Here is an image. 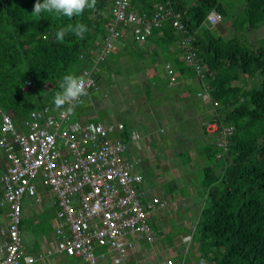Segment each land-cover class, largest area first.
Here are the masks:
<instances>
[{
	"label": "trees",
	"instance_id": "16d2710c",
	"mask_svg": "<svg viewBox=\"0 0 264 264\" xmlns=\"http://www.w3.org/2000/svg\"><path fill=\"white\" fill-rule=\"evenodd\" d=\"M112 1L97 0L94 9L86 8L80 16L69 19L47 12L34 16L37 0H0V120L1 112H5L19 127L31 109L55 106L53 100L62 77L69 73L83 75V69L92 65L95 41L105 34L112 16ZM160 1L131 0V4L150 14ZM242 1V11L232 19V35L228 38L217 34L206 20L213 9L221 19L226 16L222 0H170L182 13L184 33L166 21L153 28L148 37L159 42L162 52L170 54L169 48L174 47V55H168L171 63L165 62L174 73L195 75L196 69L184 60L179 43L182 36H191L193 50L205 68L199 77H206L209 96L219 103L215 107L211 104L215 110L207 122L217 121L220 128L233 129L227 137L228 149L223 152L216 136L206 133L207 122L203 126L211 142L202 149L206 157L219 162L203 167L198 199L192 201L198 210V257L209 264H264V36L250 46L244 36L246 31L264 25V0ZM70 23L87 26L84 38L68 33L63 42H58L56 32ZM148 38H134L133 42L142 44ZM143 48L129 51L124 46L113 47L93 76L104 72L109 80L112 73L122 74L127 62L143 57ZM121 53L129 56L128 60L120 57ZM143 63L149 74L153 67ZM156 69L154 75L146 74V79L159 82ZM145 88L148 93L146 83ZM197 91L189 89L185 105L188 110L196 108V113L203 108L197 104L202 91ZM118 136L125 140L128 132L124 130Z\"/></svg>",
	"mask_w": 264,
	"mask_h": 264
},
{
	"label": "built area",
	"instance_id": "2783aa9c",
	"mask_svg": "<svg viewBox=\"0 0 264 264\" xmlns=\"http://www.w3.org/2000/svg\"><path fill=\"white\" fill-rule=\"evenodd\" d=\"M110 13L105 34L95 41L92 65L82 71L86 91L97 87L93 73L99 71V62L115 47L113 41L126 33L144 41L153 28L166 21L179 32L185 31L182 13L170 0L160 1L150 14L135 9L131 0H113ZM206 20L216 25L221 15L213 9ZM179 43L184 60L192 63L201 76L205 68L193 50L191 36H182ZM165 68L169 80H175L169 63H165ZM199 95L214 107L219 104L209 96L206 87ZM78 102H74V108ZM69 107L72 106L56 109L47 104L31 109L22 121L23 130L17 128L9 114L1 112L0 148L7 166L0 175V205L8 207V222L6 227H0V264H36L44 260L45 252L73 257L76 261L72 264H103L112 252V264H124L133 247L127 233L149 242L155 238L149 218L153 210L164 207L166 202L158 196L145 200L146 191L141 187L142 175L136 170L135 160L125 157V142L113 137L122 125L81 122L74 117V108L67 111ZM205 131L216 136L223 152L228 149L231 126L220 128L217 121H209ZM39 185L49 188L56 204L54 242L48 251L29 253L21 236L23 199L30 196L39 202ZM159 264H174V260L165 257Z\"/></svg>",
	"mask_w": 264,
	"mask_h": 264
},
{
	"label": "crops",
	"instance_id": "0c3cea01",
	"mask_svg": "<svg viewBox=\"0 0 264 264\" xmlns=\"http://www.w3.org/2000/svg\"><path fill=\"white\" fill-rule=\"evenodd\" d=\"M241 4H239V8L242 6ZM221 21L222 20H220L218 22L220 24L216 25V27L214 28L215 32L217 34H222L226 37H230L231 26L229 29L226 25L223 27L221 25ZM133 39V35L128 32L122 39L117 41L118 45L115 47L118 49H122L124 46L129 51H138L140 47H144L143 50L145 52L143 53V57H141L140 60L132 58V60L134 61L127 62L121 68L123 70L122 74L112 73L111 75H109V80H106V78L104 77V72H102V74L98 73L96 76L97 87L87 90L86 97L83 96L81 98L85 101L87 100L86 105L84 107L77 105L74 117L81 122L90 120L121 124L122 129L115 131L113 133V137L119 138L120 140L125 142V144L127 145L125 157L129 160H135L136 170L142 175L141 187L146 191L145 200L150 199L152 196H158L166 202L164 207L156 208L155 210H153L149 218V224L155 235L153 242H149L144 238H141L139 236L135 237L134 235L127 233L126 238L127 240H133V247L129 249L127 258L123 260L124 264H159V262L165 257H171L174 260V264H204L203 259L198 257L197 247L199 242L193 241L192 237H190V235L186 231L191 227L192 219L187 215L185 216V208L188 209L189 207H194L192 205V201L188 200V196H186L185 194L178 195L176 193L173 195V191L169 190L168 192H164L163 190L164 183H168L169 186L173 188L172 179H176L179 176L180 169L185 170V177L189 179L188 180L185 178V182H189L192 177H194L196 170L194 166H190L189 169H187L190 163L186 164L185 166V163H183L179 159L181 158L179 154L180 148L176 147L175 143L173 144L174 135H177V133L173 131L172 133L168 134V137H164L160 134V131L162 130L160 126L161 124H167L181 125L182 127V125L185 123V115H194L195 118L197 117V119L193 122L195 123L194 127L197 128L196 125H198L199 130H197V132H199V138L202 141L207 138L205 132L203 131V126L210 119V117H212L215 108L212 107L211 101L204 100L202 97V99L198 97L197 104L203 108H199L197 113L196 108H192L190 111H185V105L186 102H188L187 94L189 93V89L193 88L192 83L195 81L199 82V86L194 88H197L198 91H204L205 82L202 81L197 72L195 75H190V73L185 75L176 72L177 74L175 73V80L170 81L167 72L164 69V64L165 62L171 63V60L168 59V55H174V47L172 49L169 48L172 52L168 54L161 51L158 45L159 42H155L153 38H148V40L146 42H143L142 44L133 42ZM178 47L180 48L179 45ZM134 54L135 53H133V55ZM128 58L129 56H127V60ZM135 62L138 63L136 64ZM143 62H147L148 65H151V68L153 67V70L150 71L149 74L148 71L144 69L147 65L145 63L144 66ZM156 66V71H158L157 74L160 77L158 79L159 82H157L155 78H151L150 80L146 79V74L148 77L155 74ZM104 70L105 68L103 69V71ZM118 75L123 76V78L121 79V86H129L132 88V92H134L131 94L134 101L130 102L128 105L125 101L124 104L120 103L119 101L116 102L120 110H123L124 113H129V115L131 116V124L125 122V120L121 118H118V116L115 114V111H110L104 114L99 120L94 118L98 116V110L104 109L106 106H108L109 102L107 101L108 98L106 97L107 92H105L101 98H97L95 96L89 95L90 90H99V88H102L103 86L104 90L106 89V86H108L112 91L115 87L119 88L114 79V77ZM145 83L146 87H148L149 89L148 93L145 88ZM187 89L188 91H186ZM118 93L120 94L121 92L118 91ZM131 103H133L134 105ZM202 110L207 114L201 112ZM193 112H195V114H193ZM197 114L201 117H199ZM149 117L154 119V122H152L150 118V124L156 128L151 127L150 130H147L146 128L142 127L141 129H138V126H135V121L141 122L145 120V118ZM197 120L198 122H196ZM128 124L129 127L126 126ZM17 128L23 130V124L21 123L19 127L17 126ZM124 130L128 132V137H126L125 140L118 136L119 133ZM188 150L190 158L197 159L198 154L196 155V152L194 151L195 158H193V149L188 148ZM6 166L7 160L5 158L4 151L0 148V175L5 170ZM151 177L153 178L152 183H149L148 180L150 181ZM44 187L45 186L39 185L38 192H40L41 188ZM49 193V190H47V196L49 195V197L52 198L51 206L54 209V215L49 218V222L52 225V230L50 231L49 236H42V239L37 244V248H35L34 250L32 249V251L27 249L22 241L26 252L37 253L41 250L48 251L51 244L54 242L53 234L54 225L56 224V204L52 194ZM2 194L3 188L0 182V198L2 197ZM25 198L32 199L30 196H25L23 199L21 233L25 230L24 221L26 218L32 217L33 220L37 221V216L42 214L43 212V208L39 206V203L41 202V196L39 202H34V200L32 199L33 203L37 205L35 211L25 207ZM7 211L8 207L6 205H0V227H6L7 225ZM181 214H183L182 218L179 217V215ZM164 216H166L169 220L165 222ZM170 219H175L176 224L187 225V228L183 231L177 230L173 237L174 241H164L163 238H165L169 232V228H167L166 224H170ZM27 230L34 234V229H30V227H27ZM1 241L2 239L0 237V244ZM170 243H173V245H171ZM179 244H184V246L180 251V255H176L172 252V249ZM164 251L166 253H164ZM45 253L46 257L44 258V260L42 262H37L36 264H72L76 261V259H74L73 257H67L61 253ZM2 255L3 253L0 251V258L2 257ZM112 256H115L114 253L109 252L105 261H103V264H112Z\"/></svg>",
	"mask_w": 264,
	"mask_h": 264
},
{
	"label": "rangeland",
	"instance_id": "374dc122",
	"mask_svg": "<svg viewBox=\"0 0 264 264\" xmlns=\"http://www.w3.org/2000/svg\"><path fill=\"white\" fill-rule=\"evenodd\" d=\"M222 2L225 5V9L227 11V14L224 18H222L221 22H222V26L224 27L225 25L227 26V28L229 29L231 26V21L234 17L238 16L242 9L241 7L239 8V4H241L243 1L242 0H222ZM242 5V4H241ZM220 23H216V25H219ZM216 25H214V28L216 27ZM232 35V32L231 34ZM245 42L247 43V45H252V42L260 37L264 36V25H261L259 27H256L255 29H250L248 31L245 32ZM224 38H228V36H224ZM120 57H124L123 59H127V55H125V53H121ZM134 61V60H132ZM136 64L138 62H135ZM123 78L122 75H118L115 76V83L118 84L119 88H113V91L106 86V91L104 90V86L102 88H99V90H95V89H91L89 92V95L95 96L97 98H101L103 96V94L105 92H107L106 97L108 98V106H106L104 109L102 110H98V116L94 117L95 119L99 120L101 119V117L110 112V111H115V114L118 116V118H121L123 120H125V122H128L131 124V116L129 115V113H124L123 110L119 109V106L116 102H120L122 104H124L125 102H127L126 104L128 105L130 102L134 101L133 97L131 96L132 93V88L127 86H121V79ZM202 81L205 82L206 81V77L202 78ZM104 85V84H103ZM121 86V88H120ZM199 86V82H193L192 83V87H197ZM120 91L121 93L119 94L118 91ZM194 91V89H193ZM193 94V93H192ZM194 95V94H193ZM86 97V96H84ZM82 98V97H81ZM126 99V100H125ZM116 100V101H115ZM87 101V100H86ZM86 101L84 99H81L80 102H78V105L81 107H84L86 105ZM125 101V102H124ZM133 104V103H131ZM134 105V104H133ZM78 106V107H79ZM77 107L74 108V113L76 112ZM186 109V108H185ZM185 111H190L188 109H186ZM204 114H207L205 111H201ZM138 114V113H136ZM198 115V114H197ZM150 116V115H148ZM185 116L190 117V118H184L185 120V126L184 124L182 125H167V124H161V128L162 130L160 131V134L164 137H168V134L172 133L173 131H175L177 133V135H174V139H173V144L175 143L176 147H179V154L180 157L179 158L183 163L186 164L190 163V165L187 167V169H189L190 166H194L195 167V175L194 177H192V179L189 182H185V178L188 179L187 177H185V170L180 169V174L176 179H172V184H173V188L169 186L168 183H164L163 185V190L164 192H168L173 191V195L174 194H182V195H186L188 196V200L190 201H197V197H198V191L201 189V185H200V179L203 176V172L202 169L203 167L207 166L208 164H214L217 165L219 164L218 160H215L214 158H208L205 155V144L209 143V138L207 137L206 139L202 140L199 138L200 134L199 132H197V130H199L198 125L197 128L194 127L193 123L197 117L195 118L194 115H189L186 114ZM199 117H201L200 115H198ZM150 118H145V120L141 121V122H137L135 121L134 124L135 126H138V129L142 128H146L147 130H150L151 127L152 128H156L153 125L150 124ZM147 120V121H146ZM152 122H154V119L151 118ZM198 122V120L196 121ZM141 125V126H140ZM129 127V124L126 125ZM227 127V126H226ZM158 128V127H157ZM211 145V144H210ZM188 148H192L193 149V158H195V153L197 155V159H191L189 153ZM184 166V167H185ZM152 177L150 179V181L148 180L149 183H152ZM189 180V179H188ZM49 190V188L44 187L41 188L40 190V196H41V202L39 203V206H41L43 208V212L42 214L38 215L37 218L38 220L35 221L33 220L32 217L26 218L24 223V231L21 233L22 236V241L25 245V247L29 250L32 251V249L34 250L35 248H37V244L38 242L42 239L43 237H47L50 235V231L52 230V225L49 222V218L52 217L54 215V209L51 206L52 203V198L49 197V195L47 196V190ZM200 193V192H199ZM50 194V193H49ZM25 203V207L32 209L35 211L37 205L33 203V200L30 198H25L24 200ZM189 206V205H188ZM189 216L192 219V223H191V227L188 228L186 231L188 232V234L190 235V237H192L193 241H200V236L197 233L199 230V226H198V210L197 207H189L188 209L185 208V216ZM183 214L179 215L180 218H182ZM169 219L164 216V221H168ZM23 223V224H24ZM175 223V224H174ZM167 228H169V232L166 235L165 238H163V240H168V241H174V234L177 232V230H185L187 228V225L183 224H176L175 219H170V224H166ZM27 227H30V229H34V234H32L30 231L27 230ZM153 227V225H152ZM198 227V230H197ZM171 245H173V243H170ZM184 244H179L176 245V247H174L172 249V252L175 253L176 255H180V251L183 248ZM164 253H166L164 251ZM203 259V258H202ZM204 264H209L208 261H205V259H203ZM212 264H214L212 262Z\"/></svg>",
	"mask_w": 264,
	"mask_h": 264
},
{
	"label": "clouds",
	"instance_id": "9594fccd",
	"mask_svg": "<svg viewBox=\"0 0 264 264\" xmlns=\"http://www.w3.org/2000/svg\"><path fill=\"white\" fill-rule=\"evenodd\" d=\"M97 0H40L34 5L32 14L40 17L41 13L47 12L54 15L56 18L67 17L72 19L73 17L80 16L85 9H94ZM88 31L87 26L81 23L68 24L66 27L60 28L56 32V40L63 42L65 36L68 33H73L76 37L83 39L85 33ZM87 81L85 75L66 74L62 77L59 83V91L54 96V105L56 109H61L65 105H70L67 109L68 112H72L74 108V102L80 100L81 97L87 95L86 91Z\"/></svg>",
	"mask_w": 264,
	"mask_h": 264
},
{
	"label": "water",
	"instance_id": "95a60500",
	"mask_svg": "<svg viewBox=\"0 0 264 264\" xmlns=\"http://www.w3.org/2000/svg\"><path fill=\"white\" fill-rule=\"evenodd\" d=\"M113 45L117 46L118 45L117 41H113Z\"/></svg>",
	"mask_w": 264,
	"mask_h": 264
}]
</instances>
